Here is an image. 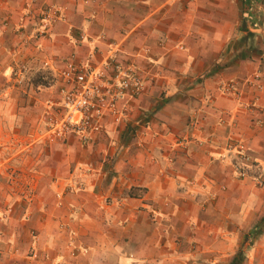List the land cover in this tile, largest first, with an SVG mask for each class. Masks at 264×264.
Listing matches in <instances>:
<instances>
[{"label": "crops", "instance_id": "0c3cea01", "mask_svg": "<svg viewBox=\"0 0 264 264\" xmlns=\"http://www.w3.org/2000/svg\"><path fill=\"white\" fill-rule=\"evenodd\" d=\"M243 1L0 0V264H229L246 246L264 189L226 157L245 141L264 164V111L241 107L264 74V0L247 24ZM117 47L145 94L90 143L48 138L66 61L101 66ZM233 80L244 102L222 92Z\"/></svg>", "mask_w": 264, "mask_h": 264}, {"label": "built area", "instance_id": "2783aa9c", "mask_svg": "<svg viewBox=\"0 0 264 264\" xmlns=\"http://www.w3.org/2000/svg\"><path fill=\"white\" fill-rule=\"evenodd\" d=\"M61 11L49 7L42 12L39 36H46L59 19ZM119 47L112 51L111 56L101 66L92 61L83 64L74 56L66 61V67L60 72L59 78L65 86L60 90L61 101L54 108L48 119L46 136L55 141H66L75 137L83 144L90 143L94 136L102 131V120L110 116L117 118L124 111L121 105L130 99H139L147 89V80L138 65L120 60ZM28 69L20 68L13 73L18 85L26 80ZM264 74L257 71L246 81V85L255 90L257 95L241 107L249 114L264 111L261 105L264 93ZM242 84L233 80L221 85L222 92L244 102ZM260 120L252 121L251 128L262 127ZM233 172L239 179L252 178L261 187L264 186V164L256 160L245 141L231 140L227 148ZM36 239V234L32 235ZM72 257L87 249L79 248L75 238L69 242ZM38 255L35 254V257Z\"/></svg>", "mask_w": 264, "mask_h": 264}, {"label": "trees", "instance_id": "16d2710c", "mask_svg": "<svg viewBox=\"0 0 264 264\" xmlns=\"http://www.w3.org/2000/svg\"><path fill=\"white\" fill-rule=\"evenodd\" d=\"M246 6V17L245 24L254 20V7H252L251 2H247V0L243 1ZM264 234V219L247 235L246 242H250V247L254 245V242L258 240ZM247 259L246 251L244 247L240 248L236 256L229 264H245Z\"/></svg>", "mask_w": 264, "mask_h": 264}, {"label": "rangeland", "instance_id": "374dc122", "mask_svg": "<svg viewBox=\"0 0 264 264\" xmlns=\"http://www.w3.org/2000/svg\"><path fill=\"white\" fill-rule=\"evenodd\" d=\"M246 179H250V181L252 180V182L255 184V186L260 189L263 190L264 186L261 187L257 184V182L252 179V178H246ZM241 180H245V179H241ZM258 203L259 204H263L264 206V192L262 193V198L258 199ZM3 217H5V215H1L0 214V219H2ZM264 219V211L263 214L258 218V220L254 223V225L252 227H250V229L246 232L247 235ZM36 234L35 232H32V235ZM244 249L246 251V262L245 264L249 263V256L252 257V255L255 254V259H256V264H264V234L254 242V245L252 247H250V242H247L246 246H244Z\"/></svg>", "mask_w": 264, "mask_h": 264}]
</instances>
